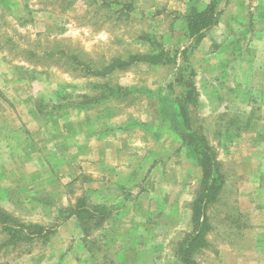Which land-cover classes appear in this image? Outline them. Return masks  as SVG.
<instances>
[{
	"label": "rangeland",
	"instance_id": "1",
	"mask_svg": "<svg viewBox=\"0 0 264 264\" xmlns=\"http://www.w3.org/2000/svg\"><path fill=\"white\" fill-rule=\"evenodd\" d=\"M208 1L0 0V210L45 229L0 225V264H186L203 173L178 135L180 71L223 178L191 259L262 261L264 0L221 1L191 47L182 15ZM161 52L177 62L105 70Z\"/></svg>",
	"mask_w": 264,
	"mask_h": 264
},
{
	"label": "trees",
	"instance_id": "2",
	"mask_svg": "<svg viewBox=\"0 0 264 264\" xmlns=\"http://www.w3.org/2000/svg\"><path fill=\"white\" fill-rule=\"evenodd\" d=\"M221 1L229 0H212L204 8H193L184 17L187 22V29L189 34V39L191 40V47H195L205 38L206 31L216 25L220 12L218 11V6ZM189 48L183 50V52L176 57L172 58L161 52L154 55H132L128 61L117 59L114 63L109 65L105 70L112 71L121 66H127L134 63H149L153 65H172L175 64L179 59L187 63L188 61ZM179 83H183L185 91L182 95L178 96L175 100L176 103V116L178 119V135L184 146L192 148L197 156L198 164L203 173V181L201 185V190L198 194V200L194 207L193 223L194 232L187 236L184 245V255L186 264H195L191 259V252L197 246L207 245V231L209 225L205 217V208L215 202L222 189L223 178L218 171L217 162L214 157V153L208 144L206 136L201 130L195 126V123L191 119V113L189 107L197 103V92L196 85L194 83L193 76L192 79L186 80L183 76V71L177 72ZM97 207V206H94ZM99 207V206H98ZM97 207V208H98ZM74 212L70 215H77L79 220L84 219V211L81 209L73 210ZM104 217V216H102ZM11 220L8 219L0 210V225H4L5 230L14 232L16 237H22L24 239L32 236H42L44 228L29 229L30 231L25 234L24 231H14L8 224ZM18 234L20 236H18ZM198 248V247H197Z\"/></svg>",
	"mask_w": 264,
	"mask_h": 264
},
{
	"label": "crops",
	"instance_id": "3",
	"mask_svg": "<svg viewBox=\"0 0 264 264\" xmlns=\"http://www.w3.org/2000/svg\"><path fill=\"white\" fill-rule=\"evenodd\" d=\"M198 1V0H197ZM212 0H210V2H211ZM209 1H208V3L206 4V5H208L209 3H210ZM205 5V6H206ZM204 6V7H205ZM188 8H187V10H188V13L191 11V9H193V8H200V7H198L197 6V4L196 3H188V6H187ZM203 7V8H204ZM200 9H202V8H200ZM188 13H186V14H183L182 16H183V18L188 14ZM129 60V59H128ZM128 60H124V61H128ZM139 63H141V64H147V65H150V66H155V67H162V66H167V65H153V64H149V63H143V62H139ZM139 63H134V64H131V65H135V64H139ZM131 65H129V66H131ZM118 68H116V69H114V70H112V72H114V71H116ZM189 148V147H188ZM255 250V252H256V254L259 256V257H261L262 258V261H260V263L259 264H264V244L263 245H261V244H259L258 246H256V248L254 249Z\"/></svg>",
	"mask_w": 264,
	"mask_h": 264
}]
</instances>
